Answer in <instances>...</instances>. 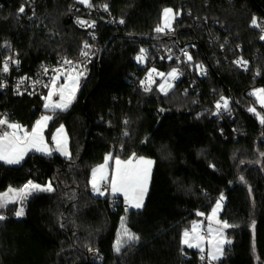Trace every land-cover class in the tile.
I'll list each match as a JSON object with an SVG mask.
<instances>
[{"label": "trees", "instance_id": "obj_1", "mask_svg": "<svg viewBox=\"0 0 264 264\" xmlns=\"http://www.w3.org/2000/svg\"><path fill=\"white\" fill-rule=\"evenodd\" d=\"M1 1L0 64L14 50L27 72L50 59L78 56L89 39L87 30L74 23L84 12L70 11L74 0H37L29 21L19 12L21 6L29 8L28 0ZM89 3L106 5L124 25L100 26L96 55L76 99L67 110L52 113L46 137L50 141L55 127L64 125L70 157L30 152L18 166L0 162V193L29 181L52 187L22 202L21 217L16 216L18 203L0 208V264H198L200 252L183 246L181 234L193 221L206 220L221 195L219 218L230 225L225 234L231 243L220 261L264 264V109L249 93L264 88V35L252 26L253 18L264 19V0ZM165 8L178 17L177 42L189 45L194 66L205 70L199 96L183 94L186 78L167 95L157 89L160 78L145 89L131 81L145 70L134 55L160 40L155 29ZM113 36L98 65L101 47ZM8 43L12 49L5 48ZM239 54L254 56L252 68L236 65ZM174 66L157 64L164 74ZM223 96L232 120L220 121L205 110ZM0 108L27 128L45 112L40 96L5 99L0 94ZM162 108L170 113L163 115ZM107 153L154 160L142 208L124 210L120 203L111 205L116 197L92 193L91 170ZM87 246L98 250L96 260L88 257Z\"/></svg>", "mask_w": 264, "mask_h": 264}, {"label": "built area", "instance_id": "obj_2", "mask_svg": "<svg viewBox=\"0 0 264 264\" xmlns=\"http://www.w3.org/2000/svg\"><path fill=\"white\" fill-rule=\"evenodd\" d=\"M35 1L37 0H28L29 8H25V11L22 13V16L26 17L27 21L34 19L35 11ZM2 1L0 0V6ZM71 12H78L84 10L83 14L76 15L74 17V23L81 29H85L88 32L89 39H87L82 47L78 56L76 57H67L61 56L53 60H47L45 62L39 63L30 71H23L21 61L16 57V51H10L2 60L0 64V94L7 99L8 97H21V96H40L44 97L45 90L49 86L51 78L53 76L59 75L61 78L66 77L68 73L73 72V67L75 66L76 74H86L87 68L90 63L93 61L97 46L99 42V28L100 26H111V27H123L124 22L120 23L121 19L117 18L107 7L105 6H91L89 7L86 4L79 2V0H74L70 4ZM177 15L172 24L171 30L165 29L164 32H156L155 35L159 38V42L153 44H147L139 48L137 53L133 57V61L140 67L145 69L144 72L138 76L134 75L133 81H137L138 87L141 89L148 88L152 86L159 77V73H163L162 69L157 67V64H162L165 62H174L175 66L171 69H176L177 79L174 80V84L182 79L186 78L187 85L182 89L183 94H188L191 91H195L196 95L199 96L202 92V78L205 75L204 69H196L194 66V59L189 50V45H180L177 42V34L175 23L177 21ZM85 21L84 25H81L79 22ZM123 21V20H122ZM94 24L90 27L89 25ZM261 27H264V19L260 21ZM260 34L264 35V31H261L259 28ZM85 44L89 47L85 48ZM5 48L12 49L11 44H6ZM238 50H241L240 46L236 47ZM141 49L144 50V59L142 61H137L136 57L140 55ZM83 52H87V55H82ZM188 56H191L192 59L188 60ZM255 58L252 55L239 54L235 57L234 61L236 65L241 70H249L252 68V64ZM8 63V71L4 72L3 67L4 63ZM65 61H70L71 63H65ZM237 61L246 62L244 64H238ZM47 69V72H45ZM152 69L156 71L152 73L151 79H149V72ZM59 70V71H54ZM136 79V80H135ZM223 98V99H222ZM224 100L228 101V107L225 109L223 107ZM220 104L221 107L218 109L217 104ZM206 111L211 113V116L218 118L220 121L231 120L234 118L231 109L229 108V100L226 97H221L218 100H211V102L205 108ZM10 111L7 109L0 108V119H6L9 123L17 124V121L11 120L9 118ZM129 118L126 116L123 118V126H127ZM233 133L237 135L234 127H231ZM11 132L12 129H8L6 125H0V134L3 131ZM109 184L104 182L101 185V190L108 192ZM107 196H110L109 194ZM225 197V196H224ZM111 205H116L120 203L124 210H129L130 206L126 203L125 198L112 199L110 200ZM21 217V216H18ZM201 235L208 240L211 236L208 234V229L206 228V222H201L199 228ZM88 257L92 260L98 258V250L87 246ZM204 255V259H201V256ZM198 264H226L220 260H211L208 258L207 254L199 253L197 257Z\"/></svg>", "mask_w": 264, "mask_h": 264}, {"label": "snow or ice", "instance_id": "obj_3", "mask_svg": "<svg viewBox=\"0 0 264 264\" xmlns=\"http://www.w3.org/2000/svg\"><path fill=\"white\" fill-rule=\"evenodd\" d=\"M81 3L88 5L91 7L89 0H80ZM105 9L107 6L105 5ZM25 11L24 6L19 8V12L23 13ZM175 19V15L173 14V10L171 8H165L163 10V23L158 26L155 31L156 32H164L165 29L171 30L172 22ZM81 25H84L85 21L79 22ZM120 23H123L121 20ZM90 27L94 26V24L89 25ZM252 26L261 28V31H264V27H261V24L257 22L255 18L252 20ZM261 39H264V36H261ZM89 47L85 44V48ZM82 55H87V52H83ZM137 61H142L144 59V50L141 49L140 55L136 57ZM192 57L188 56V60H191ZM65 63H71L70 61H65ZM238 64H244L246 62L237 61ZM3 71H8V63L7 61L4 63ZM59 71V70H54ZM155 69H152L149 72V79H151V75L155 72ZM47 72V69H45ZM73 72H75V66L73 67ZM73 72H70L66 76V80L68 82L59 85L57 87V81L60 79L59 75L53 76L51 78V88L46 96L43 97L45 103L44 108L51 110H66L72 101L75 99V92L78 88L79 77L82 74L73 75ZM160 76H164V73H159ZM169 77H176V69H173L172 72L167 74ZM167 82L160 85V90L162 92L166 91L165 84ZM2 86V85H0ZM48 87V85H45ZM171 87V85H168ZM58 95L59 100L53 101V97ZM253 95L257 97L261 106H264V89H259L257 92H254ZM223 99V98H222ZM221 105L218 103L217 108L219 109ZM223 107L227 109L228 101L224 100ZM249 111L255 112V109H249ZM53 117L49 115L42 116L39 120L36 121L35 125L32 127L31 131H26L19 124L9 123L6 119H0V125H6L8 129H12L11 132L5 130L2 134H0V161H3L6 164H19L21 160H23L25 154L31 150H35L38 152H45L50 154L47 149V146L44 142V129L47 127L48 121H50ZM261 123L264 124V117H261ZM61 139H63V144L66 146L67 137L64 133L63 125L57 129L56 134L53 136V140L60 145ZM63 151L65 155H68L66 151V147L60 149ZM111 155L105 157V164L101 165L97 169H93L92 173V187L95 192L99 195H105L104 191H101L98 183L100 181H109L108 173L106 171L108 161L111 159ZM153 161L146 160L144 158H129L126 161H121L119 158L115 160V169L111 174L110 178V188L113 194L122 193L124 195L126 203L131 207L140 208L143 205L144 195L147 192L148 181L151 173V165ZM99 175V179L97 174ZM243 179V178H241ZM33 191H52L51 184L49 183L46 187H41L39 184H34L29 181L22 189L16 190L9 188L7 192L0 193V208L6 207L9 203L15 201V199H24L27 195H29ZM221 200H223V195H221ZM221 207L220 201H217L216 207L213 208L212 214L207 217L209 221L213 220L216 215L218 209ZM24 214L23 208H20L16 212V216H22ZM197 215H203V213H197ZM4 219L3 216H0V220ZM219 224L220 221L217 220ZM227 222H223L222 226L217 229H213L211 225L208 228V234L211 236L213 233H216V236L213 239L208 240L209 250L207 256L211 260H218L220 256L224 253V244H230L231 241H228L223 238V229L228 228ZM200 225L196 222H193L191 234L189 231L184 232L183 244L187 245L189 248H198L201 253L204 252V248L202 246L205 237L200 234L198 229ZM125 234L127 233V229H125ZM220 237V238H217ZM129 239H135L134 236L129 235ZM120 241H117L116 250H120ZM204 255L201 256L203 260Z\"/></svg>", "mask_w": 264, "mask_h": 264}, {"label": "rangeland", "instance_id": "obj_4", "mask_svg": "<svg viewBox=\"0 0 264 264\" xmlns=\"http://www.w3.org/2000/svg\"><path fill=\"white\" fill-rule=\"evenodd\" d=\"M80 2V1H79ZM172 9V8H171ZM173 10V9H172ZM173 14L174 15H176V13H175V11L173 10ZM174 21V20H173ZM162 23H163V14H162ZM172 24H173V22H172ZM170 72H172V71H169L168 73H170ZM168 73H166V74H164V76H160L159 75V77H160V81H159V84H158V86H157V89H158V91L161 93V94H163V95H167L168 93H170L173 89H174V80L175 79H177V74H176V77L175 78H172V77H169L167 74ZM73 75H76V73H73ZM84 77V74L82 73V75H80V77H79V81H78V88H77V90H76V92H75V99H76V97H77V94H78V92H79V90H80V87H81V82H82V78ZM66 82H68L67 80H66V77H63V78H61L60 77V79L57 81V87H59V85H61V84H64V83H66ZM165 82H167L166 84H165V87H166V91H164V92H162L161 90H160V85L161 84H163V83H165ZM168 85H171V87H168ZM50 88H51V81H50V83H49V86H48V88L45 90V95L44 96H46L47 94H48V92H49V90H50ZM259 89H264L263 87H256V88H253V89H251L250 90V95L251 96H253L254 97V99H255V101H256V103H257V105L259 106V107H261V108H263L264 109V106H261V104H260V102H259V100L257 99V97L255 96V95H253V93L254 92H257V90H259ZM74 99V100H75ZM59 100V96L58 95H56V96H54L53 97V101H58ZM73 100V101H74ZM73 101H72V103H73ZM44 103H45V101H44V99H43V108H44ZM71 103V104H72ZM71 104H70V106H71ZM69 106V107H70ZM68 107V108H69ZM67 108V109H68ZM66 109V110H67ZM44 110H45V112L47 113V114H50V113H53L54 111H65V110H60V109H56V110H51V109H45L44 108ZM109 155H111V159L108 161V164H107V168H106V171H107V173H108V177H109V181H100L99 183H98V186H99V188H100V190H101V185L104 183V182H106V183H108L109 184V190H110V194L109 195H111V196H114V197H116L117 199H119V200H121L122 198H124V195L122 194V193H115V194H113L112 192H111V188H110V178H111V174H112V172L114 171V169H115V160H116V158H119L121 161H126V160H128L129 158H131V157H133V155H131L130 157H127V158H123V157H120V156H114L112 153H107L106 155H105V157L106 156H109ZM144 158V159H146V160H151V161H153V164L151 165V173H150V178H149V181H148V186H147V192H146V194L144 195V199H143V205H144V202H145V199H146V196H147V193H148V189H149V184H150V180H151V175H152V169H153V165H154V160L151 158V157H148V156H144V155H139V156H136L135 155V158H137V159H139V158ZM105 164V158H104V160H103V162L102 163H100V164H98V165H96V166H94L93 168H92V170H91V174H90V180H89V183H90V186H91V189H92V193L95 195V196H98V197H106L107 196V192H105V195H99L97 192H95L94 190H93V187H92V183H91V181H92V173H93V169H97V168H99L101 165H104ZM99 173L97 174V177H98V179H99ZM33 183V182H32ZM34 184H37V183H34ZM26 185V184H25ZM40 185V184H39ZM48 185V184H47ZM47 185H41V187H46ZM24 187V186H23ZM23 187H21V188H19V189H22ZM9 189V188H8ZM8 189L6 190V191H4V192H7L8 191ZM12 189H16V188H12ZM19 189H16V190H19ZM102 191V190H101ZM4 192H1V193H4ZM34 192H36V191H33V192H31L30 193V195L32 194V193H34ZM220 201V204H221V207L218 209V211H217V215H216V217L213 219V220H211V221H209L207 218H206V220H204V219H200V220H195V221H193V222H196L197 224H199L200 226H201V222H206V228L208 229L209 228V225H211V227L213 228V229H217V228H220L221 226H222V224H223V221L219 218V214H220V212H221V209H222V201L221 200H219ZM12 203H18V210L20 209V208H23V206H22V199H19V198H17V199H15V201L14 202H12ZM12 203H9V204H12ZM8 204V205H9ZM217 204V203H216ZM143 205H142V207H143ZM142 207H140V208H142ZM216 207V205L214 206V208ZM132 209H140V208H135V207H131ZM24 209V208H23ZM17 210V211H18ZM212 214V212L208 215V216H210ZM1 216V215H0ZM207 216V217H208ZM217 220L218 221H220V223L218 224L217 223ZM193 222H192V224L190 225V227L189 228H187V229H185L183 232H182V234H181V243H182V245L183 246H185V247H187V245H185V244H183V239H184V232L187 230V231H189V233L191 234V230H192V225H193ZM198 231H199V229H198ZM216 236V233H213L212 235H211V237L208 239V240H210V239H213V237H215ZM217 238H220V237H217ZM223 238L224 239H226V240H228L227 239V236H226V234H225V228L223 229ZM208 240H204L203 241V243H202V246H203V248H204V252L203 253H205V254H207L208 253V250H209V244H208ZM227 244V243H226ZM226 244H224V248H225V246H226ZM187 248H189V247H187ZM190 249H194V250H198L199 252H201L198 248H195V247H193V248H190ZM223 255H224V253H223ZM223 255L222 256H220V258L218 259V260H220L222 257H223Z\"/></svg>", "mask_w": 264, "mask_h": 264}, {"label": "crops", "instance_id": "obj_5", "mask_svg": "<svg viewBox=\"0 0 264 264\" xmlns=\"http://www.w3.org/2000/svg\"><path fill=\"white\" fill-rule=\"evenodd\" d=\"M79 1H80V0H79ZM45 115H49V116H52V117H53V114H52V113L47 114L46 112H44V113H42V114H41V115L35 120V122L33 123L32 127L35 125V123H36L37 120H39L42 116H45ZM50 121H51V120H50ZM50 121H48V123H47V127H48V124H49ZM17 124L21 125L22 128H23L24 130H26V131H29V132H30L31 129H32V127H31V128H27L26 126L22 125L21 123H17ZM47 127L44 129V133H43V135H44V142H45V144H46V146H47V149H48V151L50 152V154L58 153V154H59L60 156H62L63 158H69L70 155H71L70 148H69L70 140H69V136H68V133H67V131H66L65 126L63 125L64 133L66 134V137H67V144H66V146L63 144V139H61V144H60V145H58V144L53 140V136L56 134L57 129L60 128L61 125H58V126L55 127V129L52 131L50 141H48V139H47V137H46V129H47ZM63 147H66V151H67L68 155H65V154L63 153V151L60 150V149L63 148ZM30 152H37V153H39V154L50 155V154H47V153H45V152H38V151H35V150H31V151H29V152H27V153L25 154L23 160H21V162H20L19 164H7V165H10V166H18V165H20V164L24 161V159L27 157V155H28ZM0 162H3V161H0ZM3 163H4V162H3ZM5 164H6V163H5ZM107 193L110 194V190H109V189H108V192H107ZM108 194H107V195H108ZM130 208H131V206H130ZM17 217H18V216H17Z\"/></svg>", "mask_w": 264, "mask_h": 264}, {"label": "water", "instance_id": "obj_6", "mask_svg": "<svg viewBox=\"0 0 264 264\" xmlns=\"http://www.w3.org/2000/svg\"><path fill=\"white\" fill-rule=\"evenodd\" d=\"M113 38H114V36L111 37V38H109V39L105 42V44L101 47V49H100V51H99V55H98V65L100 64V61H101V57H102V54H103L104 48L106 47V45H107V44H108ZM159 39L161 40L162 38H159ZM160 111H161V113H162L163 115H165V114H169V113H170V110H169V109H166V108H162ZM89 130H90V127H89V129H88V132H87V135H86V139H87V136H88V134H89ZM82 156H83V153L81 154V156H80L79 159H81ZM74 163H75V162H74ZM30 198H31V195L29 194V195H27L24 199H22V202H27L28 200H30Z\"/></svg>", "mask_w": 264, "mask_h": 264}]
</instances>
